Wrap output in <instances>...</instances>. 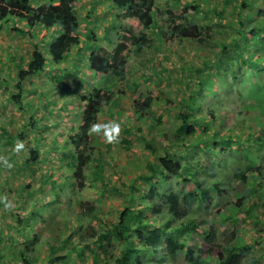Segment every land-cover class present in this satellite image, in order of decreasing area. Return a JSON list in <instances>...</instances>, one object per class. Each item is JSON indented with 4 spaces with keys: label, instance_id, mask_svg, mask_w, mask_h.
<instances>
[{
    "label": "rangeland",
    "instance_id": "374dc122",
    "mask_svg": "<svg viewBox=\"0 0 264 264\" xmlns=\"http://www.w3.org/2000/svg\"><path fill=\"white\" fill-rule=\"evenodd\" d=\"M236 1L232 0L226 5L227 11ZM193 2L154 0L152 11L145 17L147 27L142 29L145 40L150 43L143 46L140 52H134L132 46L124 45V75L117 77L114 73H108L105 81L99 82L92 73L93 63L88 59L90 48L85 47L84 41L88 29L93 28L98 36L96 44L108 50L113 48L116 31L109 24L115 8L111 0H78L75 9L80 25L75 45L63 61L53 63L48 59L43 71L25 79L23 102L26 107L23 111L10 97L15 92L13 76L17 64H26L35 44L46 51L49 40L54 36V26H37L38 34L33 37L9 29L12 20L0 29V264H95V258L102 260L104 254L110 255L113 249L123 248L124 243L115 238L99 239L108 227L107 220L117 217L125 201L132 202L134 216L140 210L142 219L148 221L152 218L154 214L146 206L148 199L141 197L143 191L137 186L131 190V186L136 184L138 175L148 172L146 162L153 159L148 142L160 149L163 146L162 133H173L178 122L177 110L180 104H187V86L180 80L185 78L187 85L197 82L196 73L190 75L189 72L199 63L196 40L202 39L210 47L216 33V24L206 14L214 6L221 8L225 5V0H198V10H195L191 7ZM106 30L109 35L103 37L102 33ZM180 30L189 37H181ZM158 32L162 34L161 38ZM211 69L214 70L213 67ZM211 72L206 70L202 76L215 78ZM233 74L236 76L235 84L245 91L250 82L264 78L258 72L251 76L243 65L236 66ZM56 80L69 83L72 90L65 93L57 89ZM97 83L106 93L112 91L114 95L112 101L101 108L95 122H88L78 108V97ZM218 89H214V95ZM206 90L202 88L201 93ZM219 91L222 92L221 96L226 93V90ZM226 97L218 101L208 91L197 102L194 113L206 114L207 108L217 109L231 103V111L226 112L224 106L220 109L225 112L218 117L223 128L227 127L235 120L233 112L238 111L241 105L235 97L230 98L229 102ZM31 118L34 125H30ZM158 118L160 121H157ZM108 122L120 124L116 141L106 143L103 130L89 134L92 124ZM154 122L156 128L147 131L148 124ZM78 137H81V143L77 148ZM36 141L43 144L38 161H26L30 157V147H35ZM18 142H22L24 147L14 151V145ZM198 150L210 156L207 160L214 161V170L208 168L217 174L234 165L249 163L237 144L229 145L226 152L221 153V160L207 154V149L202 146ZM250 150L252 163L249 164L253 169H259L263 177L260 185L254 186V199L243 204L223 195L210 212L197 205L189 213L190 217L197 219L215 218L214 243L230 241L232 245L237 241L251 244L248 255L234 250L226 264H251V256L256 258L258 264H264V146L251 145ZM88 151L91 158L81 169L76 162L67 163L69 153L78 155ZM192 157L200 161L193 169L197 170L198 178L211 179L212 174L200 169V165L210 162L202 161L201 154ZM64 177H67L66 180ZM50 180H54V183L50 184ZM151 182L158 185L161 191L188 188L184 181L176 177L160 183L156 179ZM238 186L243 188L244 184L239 183ZM57 194L59 199L47 203ZM34 200L43 210L33 215L32 221L29 211ZM39 200L46 203H39ZM232 203L237 205L236 214L223 218L224 211ZM6 204L9 206L5 207ZM246 207L253 210V215L243 216ZM19 212L28 214L27 222H18ZM133 236L135 245H140L137 234ZM181 236L188 244L199 243L200 246L196 245L193 249L204 255L208 252L206 248L212 246L205 242L204 234L199 231H184ZM68 246H79L81 251L72 250L68 257H62L68 251ZM165 246L169 250L167 264L215 262L212 256L207 263H196L192 257L185 255L182 246L173 252L169 241L163 242L162 248ZM51 257L58 260L52 261ZM135 258L141 259V262H154L143 249L135 254Z\"/></svg>",
    "mask_w": 264,
    "mask_h": 264
},
{
    "label": "trees",
    "instance_id": "16d2710c",
    "mask_svg": "<svg viewBox=\"0 0 264 264\" xmlns=\"http://www.w3.org/2000/svg\"><path fill=\"white\" fill-rule=\"evenodd\" d=\"M197 1L194 0L191 3V7L195 10H198L199 6ZM231 1L225 0V5L221 8L214 6L206 14L217 28L210 47L202 39L196 40L199 49L196 52L199 63L194 70L189 72L190 75L196 73L197 82L195 84L190 82L187 85L185 78L180 80L184 81L187 86L185 87L187 104H180L177 110L178 122L173 133H162L163 146L160 149H156L152 142H148L153 157L151 162H146L148 172L138 175L136 184L131 186V190L137 186L143 191L141 197L148 199L146 206L154 215L146 221L141 218L142 211L138 210L134 216L131 209L132 202L125 201L117 217L107 220L108 227L99 239L115 238L124 243L123 248L113 249L110 255L104 254L102 260L95 258V264H167L169 250L166 246L162 248L164 241H169L171 252L182 246L185 249V255L188 258L192 257L196 263H207L214 256V264H226L234 250H238L245 256L249 254L252 246L248 243L237 241L232 245L230 241L223 244L214 243L215 218L212 216L207 219L189 216L190 210L197 205L210 212L219 203L218 198L223 195L234 199L236 203L245 204L252 201L254 186L255 184L260 185L263 178L260 170L253 169L249 164L252 163L249 152L251 145L264 146V78L250 82L245 91L235 84L236 76L233 73L236 66L243 65L251 76H255L257 72L264 75V0H237L231 4V10L227 11L226 5ZM77 2L78 0H57L56 3L53 0H0V29L6 25L7 21L12 20L8 26L9 29L33 37L38 34L37 26L47 24L54 26V36L49 40L46 51L35 44L26 64L20 65L19 62L17 64L18 67L13 76L15 92L10 97L20 110L23 111L26 107L23 102L25 79L43 71L48 59L53 63L63 61L74 47L75 36L80 25L75 9ZM111 2L115 8V14L109 24L116 31V43L113 48L108 50L96 44L98 36L93 28L88 29L89 33L84 41L85 47L90 48L88 59L93 63L92 73L99 82L105 81L108 73H114L117 77L124 75L126 71V62L123 59L124 45L132 46L134 52H140L143 46L150 43L145 40L142 29L147 27L145 17L152 11L154 0H111ZM19 22L23 23L21 25L24 27L20 26ZM179 33L181 37H189L182 30ZM108 35L107 30L102 33L103 37ZM158 35L161 38L162 34L158 32ZM93 45L96 47L93 48ZM206 70H211L215 78L208 75L204 78L202 75ZM55 85L57 89L65 93L72 90V86L64 80H56ZM202 88L208 90L201 93ZM217 88H219L218 92L214 95V89ZM219 90H226V93L221 96L222 92ZM208 91L212 92L218 101L225 96L228 102L232 97L240 101L241 107L233 112L235 120L232 124L223 128L221 120L218 121L220 119L218 117H222L223 112L231 111L233 106L231 103L219 108L218 104L217 109L207 108L206 114L194 113L197 102ZM113 95L112 91L106 93L99 83L91 90L79 94L78 108L83 119L95 122L101 108L112 101ZM223 107L225 111L220 109ZM218 111H220L219 114H217ZM157 121L160 119L158 118ZM32 124L34 125L33 118L30 120V125ZM154 128H156L155 122L146 127L147 131ZM80 143L81 137L76 138L75 147H80ZM232 144L240 145L245 160L249 163L244 166L234 165L229 170H222L221 174L214 173L210 169L214 164L213 160H207L210 156L198 150L202 146L207 149V154L221 160V153H225V149ZM41 145L43 144L36 141L35 147H30V157L26 161H38ZM197 154L204 157L202 161L205 163L210 162L200 165V169L204 173L212 174L211 179L198 178L197 170H193L200 162L192 157ZM66 158H69L68 164L76 162L77 167L81 169L90 160L91 155L90 151L80 152L78 155L71 152ZM172 177L184 181L188 188L178 191H161L158 185L151 182L152 179H156L160 183ZM66 178L64 177L65 180ZM49 183L53 184L54 180H50ZM239 183L244 184L243 188L238 186ZM262 196L264 197V194ZM57 199H59L58 194L47 203H54ZM40 202L46 203L43 200H39ZM37 203L38 201L34 200L29 211L32 221L33 215H38L43 210ZM236 203L227 207L223 218L226 219L227 215L231 217L236 214ZM252 211L251 208L246 207L243 216L253 215ZM17 215L18 222H27V213L19 212ZM133 230L141 240L138 246L135 245ZM184 231H199L204 234L205 242L213 246L206 248L207 255L193 249L196 245L200 246L199 243L188 244L186 242L187 232L185 237L181 236ZM142 249L148 253L153 263L141 262V259L135 258V254ZM67 250L62 257H68L72 250L81 251L79 246H68ZM155 254H158V257H155ZM55 259V257L50 258L52 261ZM24 261L27 260L24 259ZM249 261L251 264H258L253 256L249 258Z\"/></svg>",
    "mask_w": 264,
    "mask_h": 264
},
{
    "label": "clouds",
    "instance_id": "9594fccd",
    "mask_svg": "<svg viewBox=\"0 0 264 264\" xmlns=\"http://www.w3.org/2000/svg\"><path fill=\"white\" fill-rule=\"evenodd\" d=\"M103 130V135L106 143H112L117 140L118 134L120 131V124L117 122H108L103 124H92L89 128V134L92 133H100ZM24 145L22 142H18L14 145V151H19L21 148H23ZM9 167H11V164H8ZM9 205L6 204L5 207H8Z\"/></svg>",
    "mask_w": 264,
    "mask_h": 264
}]
</instances>
